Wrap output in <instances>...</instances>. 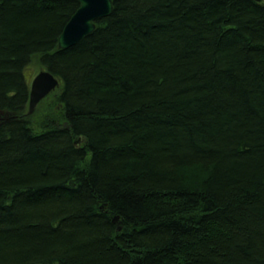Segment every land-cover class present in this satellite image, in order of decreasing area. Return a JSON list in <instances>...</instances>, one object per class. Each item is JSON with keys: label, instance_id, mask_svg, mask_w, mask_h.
<instances>
[{"label": "trees", "instance_id": "obj_1", "mask_svg": "<svg viewBox=\"0 0 264 264\" xmlns=\"http://www.w3.org/2000/svg\"><path fill=\"white\" fill-rule=\"evenodd\" d=\"M112 3L0 0V264H264V2Z\"/></svg>", "mask_w": 264, "mask_h": 264}, {"label": "water", "instance_id": "obj_2", "mask_svg": "<svg viewBox=\"0 0 264 264\" xmlns=\"http://www.w3.org/2000/svg\"><path fill=\"white\" fill-rule=\"evenodd\" d=\"M79 7L65 24L57 39L59 49L69 48L93 32L96 20L107 17L113 10L112 0H76ZM264 2V0H256ZM59 80L49 70L40 69L32 78L29 87L27 111L31 115L36 106L57 86ZM118 216L114 217L117 220Z\"/></svg>", "mask_w": 264, "mask_h": 264}, {"label": "rangeland", "instance_id": "obj_3", "mask_svg": "<svg viewBox=\"0 0 264 264\" xmlns=\"http://www.w3.org/2000/svg\"><path fill=\"white\" fill-rule=\"evenodd\" d=\"M40 69H42L41 66H40V64H38L37 59L34 58V59L30 62L29 66H28V67L26 68V70H25L26 76H27L28 79H29V84H30L32 78L35 76V74H37V72H38ZM47 104H48V100H44V101H42L41 103H38V105L36 106V108H35V110H34V112H35L36 109H37L38 112L36 113V115H37L38 117L42 116V115L46 112V110H47ZM34 112H33V113H34ZM33 113H32V114H33ZM32 114H31V115H32Z\"/></svg>", "mask_w": 264, "mask_h": 264}]
</instances>
